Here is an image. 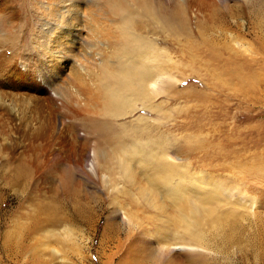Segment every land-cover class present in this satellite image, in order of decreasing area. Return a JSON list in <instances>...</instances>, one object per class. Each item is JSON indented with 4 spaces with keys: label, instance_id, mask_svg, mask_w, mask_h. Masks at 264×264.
Listing matches in <instances>:
<instances>
[{
    "label": "rangeland",
    "instance_id": "obj_1",
    "mask_svg": "<svg viewBox=\"0 0 264 264\" xmlns=\"http://www.w3.org/2000/svg\"><path fill=\"white\" fill-rule=\"evenodd\" d=\"M11 2L0 0V16L13 13L8 26L0 25V44L5 45L15 69V87L0 90V264H120L124 258L151 264L135 250L136 245L152 240L151 234L161 225L157 213L144 202L133 203L128 194L115 195L112 184L102 181L101 177L108 175L98 165L90 167V162L83 161L78 168L70 161L78 145L89 148L91 155L97 146L94 139L86 137L81 124L100 116L97 64L105 52L87 46L66 54L63 61L62 48L55 50L51 43L47 46L41 37L40 6ZM88 6H84L86 16L109 29L110 43L102 46V41L92 36L87 40L98 49L110 46V52L118 41V18L101 5L98 18L99 8ZM245 17L258 22L259 33L236 34L233 43L229 38L218 40L221 47L229 43L235 48L236 75L191 65L176 72L182 79L177 84L179 94L157 100L170 116L159 133L176 146H184L192 136L196 145L184 158L206 171L211 169L225 189L239 185L255 199L248 214L238 206L239 210L233 211L240 212L239 219L227 216L232 228L215 234L217 251L212 264H264V23L260 21L264 0H253ZM241 24L238 31L233 30H249ZM206 37L218 44L210 32ZM164 40L161 37L163 48L168 47L176 59L190 60V55L177 53L178 47ZM205 51L203 48L199 55L203 61L208 59ZM222 53L226 59L227 52ZM141 114L152 122L156 119L155 112L141 108ZM41 128L49 133L47 143H40L48 157L53 149L62 152L59 182L52 185L46 178L48 172H38L31 179L24 174L35 159L32 155L36 152L41 158L45 152L29 151L35 131ZM53 138L58 146L52 148ZM127 208L134 212L135 226L127 221ZM48 216L60 220V227L41 230L40 221ZM66 227L73 233L68 241L62 237ZM190 258L181 255L179 259Z\"/></svg>",
    "mask_w": 264,
    "mask_h": 264
},
{
    "label": "bare ground",
    "instance_id": "obj_2",
    "mask_svg": "<svg viewBox=\"0 0 264 264\" xmlns=\"http://www.w3.org/2000/svg\"><path fill=\"white\" fill-rule=\"evenodd\" d=\"M11 1L20 5L28 1L40 6L41 37L47 46L51 43L55 50L62 48L59 52L65 57L63 61L67 59L66 54L87 46L105 52L97 64L102 100L100 116L81 124L86 137L94 139L97 146L94 145L91 155L89 148L85 150V146L78 145L70 161L74 160L75 167L82 165L83 161L90 162V167L98 165L108 175L102 174V181L112 184L115 195L128 194L129 200L136 204L144 202L157 213L161 225L151 234L152 240L136 245L135 253L151 264H212V256L217 251L215 234L219 235L227 227L232 228V221L227 216L239 219L240 212L233 211L239 207L246 209L248 214L256 205L255 199L239 185L225 189L223 181L211 169L206 171L202 165L189 162L187 154L196 145L192 136L186 138L184 146H176L169 143L170 138L159 133L160 128L170 121V116L157 100L179 94L177 84L182 79L176 72L197 64L222 69L224 74L229 73V77L233 76L232 73L236 75L239 66H235L238 64L235 48L229 43L221 47L222 42L218 40L224 37L233 43L236 34L259 33L262 28L258 22L252 23L245 17L253 0ZM97 2L119 21L117 45L110 52H107L110 46L106 50L98 49L87 40L92 36L98 37L102 46L110 43L109 29H104L98 19H88L85 13L84 6L91 4L97 10L99 8L96 17L100 18L98 13L102 7ZM11 15L12 12L0 16V25L8 26ZM240 20L244 27H249L248 31L237 33L233 30L238 31L237 28L243 26ZM260 21L264 23V18ZM210 29L217 30V33ZM207 32L216 37L218 44L210 43ZM163 36L164 42L177 46V53L190 55V60L176 59L166 49L168 47L163 48ZM203 48L208 55L205 61L199 57ZM224 50L228 55L226 59L223 58ZM7 53L5 45L0 44V90L11 91L15 87L12 81L15 69ZM141 108L155 112L156 119L152 122L146 116L138 115ZM35 132L29 151L44 152L46 148L41 146V149L40 143H47L49 133L42 128ZM57 146L53 138L52 148ZM8 148L15 150L14 147ZM33 156L35 159L25 171V178L31 179L43 171L44 175L48 172L46 178L51 180L50 185L59 182L62 152L53 149L51 158L46 151L41 158L36 152ZM100 168L95 169L96 172L101 171ZM56 188L53 193L57 192ZM124 210L129 225L135 226L134 212L129 208ZM60 222L48 216L40 221L39 227L41 230L56 229ZM49 234L52 236L53 232ZM72 236V229L66 227L62 237L68 241ZM181 255L191 258L182 261L179 259ZM120 264L135 263L124 258Z\"/></svg>",
    "mask_w": 264,
    "mask_h": 264
}]
</instances>
